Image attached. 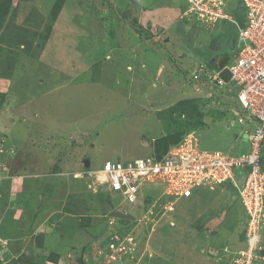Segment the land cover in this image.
I'll return each instance as SVG.
<instances>
[{
    "label": "rangeland",
    "instance_id": "374dc122",
    "mask_svg": "<svg viewBox=\"0 0 264 264\" xmlns=\"http://www.w3.org/2000/svg\"><path fill=\"white\" fill-rule=\"evenodd\" d=\"M189 7L0 0V264H264V211L250 227L228 184L178 200H163V187L152 185L135 207L92 180L104 161L162 153L181 134L195 133L198 151L250 148L233 83L190 78L214 60L212 43L236 61L238 26L228 18L204 25ZM223 11L246 25L240 0ZM175 15L173 27L163 24ZM137 16L153 38L128 24Z\"/></svg>",
    "mask_w": 264,
    "mask_h": 264
},
{
    "label": "built area",
    "instance_id": "2783aa9c",
    "mask_svg": "<svg viewBox=\"0 0 264 264\" xmlns=\"http://www.w3.org/2000/svg\"><path fill=\"white\" fill-rule=\"evenodd\" d=\"M188 1L189 15L204 22V25L228 18L238 26L244 46L236 54V61L226 66L232 74L231 80L239 87L237 96L246 111V119L257 122L253 130L245 131L250 148L238 155L221 150L198 151L199 138L191 133L178 144L172 145L162 157L147 155L128 160L104 161L94 173L95 182L99 187L117 192L123 201L135 202L143 188L151 184L163 187L161 196L178 199L192 196L202 186L213 187L231 181L251 217V227L257 221V213L263 214L264 211V0H240L247 9L244 27L223 11L227 0ZM198 67L194 77L206 70L203 64ZM211 81L218 85L225 84L220 77V70L212 75ZM244 120L239 119L241 122ZM4 151L0 147V154ZM2 178L4 164L0 161ZM235 178L241 180L242 186L238 185ZM166 208L171 209L172 205ZM150 212L154 213L153 210ZM261 219L264 220V217ZM252 245L249 243L250 247Z\"/></svg>",
    "mask_w": 264,
    "mask_h": 264
},
{
    "label": "trees",
    "instance_id": "16d2710c",
    "mask_svg": "<svg viewBox=\"0 0 264 264\" xmlns=\"http://www.w3.org/2000/svg\"><path fill=\"white\" fill-rule=\"evenodd\" d=\"M12 4H13V2H12ZM57 10H59V8L57 9ZM138 20V16L137 17H135V20H133L132 22H128V24L132 27H134V28H136L137 30H139V32L140 31H145L146 32V34L148 35V38H153L154 37V35H153V33L152 32H150V30H148V29H144L143 28V26L141 25V24H139V22H136ZM115 21L116 20H111V23H109V26H111L110 24H113V23H115ZM187 22H189V21H187V20H184L183 21V23H182V25L183 24H186ZM116 23L117 24H119L117 21H116ZM179 27H180V24H179ZM107 30H109L108 28H106ZM211 46H212V51H213V53H212V57H211V59L213 58L214 59V61H210V62H208V63H205V72H202V73H200V71H198V73H200V74H198V77H194V75L192 74V72H190L189 73V75H191L192 74V76L190 77V78H193V80H195L196 82H201V83H207V82H209V83H211V84H213L214 82H212L211 81V77H212V73H216V72H218L219 70H221V68H223L225 65H227L228 63H230V61H231V59H232V55H231V53H225V55H221V46L220 45H217V44H214V43H212L211 44ZM161 48V47H160ZM166 48V47H165ZM167 49V48H166ZM167 51H168V53H172V52H170L168 49H167ZM222 56V57H221ZM175 61V60H174ZM216 62H218V64L216 65ZM148 68V67H147ZM179 68H181V69H183V67L181 66H179ZM156 75V74H155ZM153 76V75H152ZM153 78L155 79V77L153 76ZM231 83H233V85L237 88V90H238V87L236 86V83L234 82V81H231ZM228 84H230V83H228ZM169 117H171L172 118V116H169ZM180 119H178V121L177 122H175V124H178V123H180ZM195 121H200V120H195ZM193 124H196V122H191V123H188L186 126V129H187V131H186V133L185 134H187L188 133V131L190 132V130L192 131V125ZM201 124L203 125L204 123H202L201 122ZM184 134V135H185ZM182 135V134H181ZM181 135L180 136H172L171 137V141L170 140H167L168 142H166L165 144H164V146H163V150H164V152H162V153H157L155 150H154V153L155 154H157L158 156H160V157H162L165 153H167V151L170 149V147L172 146V145H175V144H178L179 142H181L182 140H183V138L182 137H184V136H182L181 137ZM245 136H246V138H247V134H245ZM173 143V144H172ZM4 148V147H3ZM214 150H218V149H214ZM5 152V151H4ZM6 152H7V150H6ZM263 159H264V157H263ZM227 184H228V186L233 190V191H237V188H236V186H234L233 185V183H231V182H227ZM107 193H109V192H107ZM116 195L117 196H119L117 193H116ZM4 197V196H3ZM108 201H113L112 200V196H110L109 195V200Z\"/></svg>",
    "mask_w": 264,
    "mask_h": 264
},
{
    "label": "clouds",
    "instance_id": "9594fccd",
    "mask_svg": "<svg viewBox=\"0 0 264 264\" xmlns=\"http://www.w3.org/2000/svg\"><path fill=\"white\" fill-rule=\"evenodd\" d=\"M234 19V18H233ZM188 21V20H187ZM234 56H236V54L234 55ZM212 61H214V60H212ZM231 62H233V61H230V63ZM230 63H228V64H230ZM227 64V65H228ZM225 67H227L226 65L223 67V68H221V70H220V72L225 68ZM214 73H212V75H213ZM232 80H230L229 82H231ZM225 82V81H224ZM228 82V83H229ZM227 82H225V84H228ZM225 84H223V85H225ZM220 86H222V85H220ZM237 86V85H236ZM238 87V86H237ZM238 92H239V87H238V90H237V95H238ZM237 100H238V96H237ZM238 102H239V100H238ZM239 104H240V106H241V110L240 111H238L237 113L238 114H240V116H239V119L240 118H244L245 120H244V122H241V121H239V119H238V122L240 123V124H242V125H245V127H247V126H249V127H247V129L246 130H253L255 127H256V125H257V122H251V121H249L248 119H246V117H247V114H246V111H245V109L243 108V106L241 105V103L239 102ZM231 120H233L234 121V123L236 124L237 123V120L235 119V117L234 116H232V119ZM245 130V131H246ZM245 131H243L244 133V135L245 134H247V141H248V133H246ZM219 150V149H218ZM264 150V149H263ZM221 151H223V150H221ZM224 152H226V151H224ZM264 152V151H263ZM231 154V153H230ZM152 155H157V154H155L154 153V151H153V153H152ZM233 155H235V154H233ZM263 157H264V155H263ZM262 161H263V165H264V159H262ZM91 162V161H90ZM104 163V162H103ZM103 163L101 164V167H102V165H103ZM100 167V168H101ZM89 168H91V166L89 167ZM89 168H87V169H89ZM100 168H98V169H100ZM98 169H91V172H92V180H93V183L95 184V185H97L98 186V183H96L95 182V180H96V178H95V176H94V173L96 172V171H98ZM4 178H2V179H0V180H3ZM228 182H231V181H228ZM225 184H227V182H225V183H222V184H218V185H225ZM152 185H154V184H151V185H148V186H145L144 188H143V190H142V194H140L139 195V197L136 199V201L135 202H130V201H123V199L121 198V201H120V203H121V205L120 206H122V204L123 203H130L131 205L133 204V205H135V207L137 206L136 204L142 199V197L144 196V194L147 192V189H149V188H152L151 186ZM215 186H217V185H215ZM203 187V186H202ZM98 190L99 191H108V192H110L111 190H107V189H104V187H99L98 186ZM160 191H161V194H162V191H163V189L161 190L160 189ZM112 192H115V191H112ZM233 192H235L236 194H237V196H238V198H240L241 199V205L243 206V208L245 209V210H247V208H246V206H245V204H244V202H243V200H242V198H241V196H240V194H239V192H238V190L237 191H233ZM117 192H115V194H116ZM195 195V191H194V193H193V195L192 196H190V197H180V198H178V199H183V198H185V199H187V198H191V197H193ZM161 198H163V200H167L168 198H169V196H161ZM170 198H172L173 200L175 199L174 197H172V196H170ZM178 199H176V200H178ZM174 203V202H173ZM139 207V206H138ZM134 208V207H133ZM125 209H126V212L128 211L127 209H128V207H125ZM128 213V212H127ZM247 218V217H246ZM131 238H133L132 236H131Z\"/></svg>",
    "mask_w": 264,
    "mask_h": 264
},
{
    "label": "crops",
    "instance_id": "0c3cea01",
    "mask_svg": "<svg viewBox=\"0 0 264 264\" xmlns=\"http://www.w3.org/2000/svg\"><path fill=\"white\" fill-rule=\"evenodd\" d=\"M163 19H165L164 20V22H163V24L166 26L167 24L166 23H169L170 22V26L172 25V27L175 25V23H174V21H176V15H175V17H174V20H172L169 16L167 17V18H163ZM177 22H179V21H177ZM182 23L183 22H179L178 24L176 23V25L177 26H175V28L176 27H178L179 26V24L180 25H182ZM188 23V22H187ZM169 51H170V49L168 48V47H166ZM171 52V51H170ZM165 60V56H162V59H161V63H163L162 61H164ZM148 61V60H147ZM149 63V62H148ZM161 65V64H160ZM182 67H184L183 66V64L181 65ZM160 70L161 69H159V70H157V74L155 75V78H157V79H161L162 78V75H160L159 74V72H160ZM159 71V72H158ZM163 82V81H162ZM231 122H232V125L234 124L235 125V123H234V121L233 120H231ZM145 143H146V145H148L149 143H147L146 141H144ZM196 198H198V196H195ZM20 213V212H19ZM21 213H23V211H21ZM25 214V213H24ZM24 216V215H23Z\"/></svg>",
    "mask_w": 264,
    "mask_h": 264
},
{
    "label": "water",
    "instance_id": "95a60500",
    "mask_svg": "<svg viewBox=\"0 0 264 264\" xmlns=\"http://www.w3.org/2000/svg\"><path fill=\"white\" fill-rule=\"evenodd\" d=\"M220 77L225 81V82H229L231 80L232 74L229 70L228 67H225L221 72H220ZM91 166V162L89 159L85 160V167L89 168Z\"/></svg>",
    "mask_w": 264,
    "mask_h": 264
},
{
    "label": "bare ground",
    "instance_id": "6f19581e",
    "mask_svg": "<svg viewBox=\"0 0 264 264\" xmlns=\"http://www.w3.org/2000/svg\"><path fill=\"white\" fill-rule=\"evenodd\" d=\"M1 147V146H0ZM1 148H3V147H1ZM4 149V148H3ZM5 150V149H4Z\"/></svg>",
    "mask_w": 264,
    "mask_h": 264
}]
</instances>
